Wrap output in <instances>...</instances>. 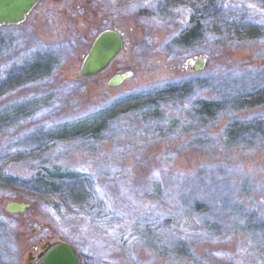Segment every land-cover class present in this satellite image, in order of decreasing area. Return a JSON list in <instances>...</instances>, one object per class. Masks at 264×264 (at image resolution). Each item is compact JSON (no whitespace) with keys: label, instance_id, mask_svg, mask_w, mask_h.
<instances>
[{"label":"rangeland","instance_id":"obj_1","mask_svg":"<svg viewBox=\"0 0 264 264\" xmlns=\"http://www.w3.org/2000/svg\"><path fill=\"white\" fill-rule=\"evenodd\" d=\"M53 1L0 26V264H28L43 239L71 242L81 264H264V140L237 136L264 130V0H218L220 16L200 21L221 32L185 47L174 39L205 0ZM107 27L124 32L122 51L82 75ZM152 88L182 97L124 116ZM206 98L216 107L202 114ZM35 171L53 192L25 182Z\"/></svg>","mask_w":264,"mask_h":264},{"label":"water","instance_id":"obj_2","mask_svg":"<svg viewBox=\"0 0 264 264\" xmlns=\"http://www.w3.org/2000/svg\"><path fill=\"white\" fill-rule=\"evenodd\" d=\"M39 1L0 0V26L17 25L24 22ZM125 40L124 32L117 27L102 29L95 36L85 54L80 66V73L82 75H95L105 70L122 51ZM206 59V56L188 57L185 63L187 66L190 65L193 69L199 70L204 67ZM133 73L132 70L116 73L109 78L108 84L109 86H117L132 76ZM28 206L30 203L25 200H10L6 203V209L10 212L24 211ZM40 246L45 250L40 254L37 264H81L75 246L67 240L56 239L51 241L47 239ZM33 248H37V245L35 244ZM32 251L28 253V264H31L34 257Z\"/></svg>","mask_w":264,"mask_h":264},{"label":"trees","instance_id":"obj_3","mask_svg":"<svg viewBox=\"0 0 264 264\" xmlns=\"http://www.w3.org/2000/svg\"><path fill=\"white\" fill-rule=\"evenodd\" d=\"M185 1V0H184ZM200 1V0H198ZM207 2V6H201L200 9H192V12L190 10V12L192 13V19L196 16V12L199 14V18L196 19V21H193L192 24L187 25L188 27H186L187 29L184 30L183 32L179 33L175 39H174V43L179 45V46H183L185 47L188 42V40L190 38H192L193 35H196L198 33L201 32H209V33H219L221 32L219 29H212V27L210 26L211 23H208V26L206 25L205 27H203L202 23L203 21L206 20H213L214 16H220L221 14V6L220 3L218 2V0H205ZM172 2H175V0H165V5L167 8V10L169 9V7L174 6V4ZM178 2V0H176V3ZM175 3V4H176ZM190 19V20H192ZM202 23H201V21ZM175 90H170V91H158L155 88H152L151 91H149L148 94L146 95H141L138 96L136 98H130V100L127 101V109L125 110L126 115H132L134 116L136 114V112H144L147 108H149V106H152L154 104H165L163 97L165 96L164 99L166 98H171L172 100H179L182 96H180L179 94H177L176 92H174ZM185 100V97L182 99ZM207 101L203 102L200 104L201 106V111L200 113L202 114H208L211 111H214V108L216 107L215 101L210 100L208 98H206ZM182 102V101H181ZM133 106H130L132 105ZM264 106V103L262 104L261 107ZM260 109V108H258ZM256 110V109H255ZM255 110L253 112H255ZM240 111V113L238 112ZM243 116V113H241V109H238L237 111H233V113L229 116V120L233 121L235 119H241ZM252 135H255V138H259L264 140V130L261 129V126L259 125L258 127H256L253 130H248L247 128L243 127L240 128L239 130V134L237 136L240 137V139L243 140H248V138H250ZM250 142V141H248ZM53 174H48V173H44L41 171V173L39 171H35L29 175H27L25 182H33L35 188H37V190L40 189V191L46 194H49L48 191L53 192L55 190L54 188V184H52L53 180L51 179ZM29 177V178H28ZM74 184L73 186L76 187V192L78 194L81 195V193H84V188H82V185L79 183H76L75 181L72 183ZM78 184V185H77ZM39 188V189H38ZM43 193V194H44ZM71 195V193H70ZM56 202H60V201H56ZM77 201H69V202H60V206L61 207H57L59 210H61L62 213L65 212L66 209L71 208V212H75L76 209H74L75 207H77ZM74 209V210H73Z\"/></svg>","mask_w":264,"mask_h":264},{"label":"flooded vegetation","instance_id":"obj_4","mask_svg":"<svg viewBox=\"0 0 264 264\" xmlns=\"http://www.w3.org/2000/svg\"><path fill=\"white\" fill-rule=\"evenodd\" d=\"M42 0H40L39 2H41ZM49 1H53V0H49ZM54 2V1H53ZM36 7V6H35ZM45 240H47V239H43L41 242H40V244H37V248H35L34 250H33V259H32V261H31V264H37L38 263V261H39V259H40V254L42 253V251H44L45 250V248H42L40 245L42 244V243H44L45 242ZM51 241H53V240H51Z\"/></svg>","mask_w":264,"mask_h":264}]
</instances>
